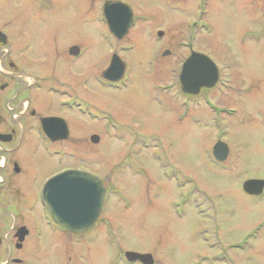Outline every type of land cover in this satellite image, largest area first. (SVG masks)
<instances>
[{"label":"rangeland","instance_id":"rangeland-1","mask_svg":"<svg viewBox=\"0 0 264 264\" xmlns=\"http://www.w3.org/2000/svg\"><path fill=\"white\" fill-rule=\"evenodd\" d=\"M102 1L0 2V25L12 37L14 46L27 45L15 55L21 68L32 74L59 76L64 68L59 57L62 50L80 46L83 56L74 63V74L91 75L87 86L81 88L82 96L91 97L93 105L108 111L115 120L136 126L143 134L153 132L158 138L144 140L151 150L133 154L139 165L132 171L123 168L124 162L117 167V162L139 140L103 136L100 124L94 121L89 124L90 133L100 136L98 142L68 140L59 145L61 157L35 149L31 140L14 150L11 157L16 155L21 168L13 176L12 188L18 195L30 196L47 176L69 165L88 168L106 183L99 215L107 219L103 225L94 226L84 239L77 238L82 239L80 243L60 242L58 236L47 242L41 253L30 245L20 255L23 264H128L124 251L150 253L155 264H264V194L256 198L243 190V182L248 179L264 180V48L258 41L264 28V0H211L212 33L201 32L196 43L197 48L215 57L220 69L229 63V50V56L241 59L238 70L242 78L259 86L252 87L255 92L251 99L246 98L239 116L226 128L225 140L235 151L233 171H223L209 161L207 149L215 137L208 112L201 128L190 120L195 114L184 121L177 119L181 108L175 95L176 82L186 54L178 40L185 33V21L195 13L196 1L131 0L138 14L170 15L167 23L172 24L168 28L155 26L167 28L169 41L160 48L155 45L159 51L168 48L171 55L162 57L158 51L157 60L150 65L147 62L152 49L147 52L138 47L127 53L123 60L128 84L117 91L96 82L109 60V51L100 41ZM247 28L251 33L246 39L250 52L236 47ZM212 40L218 44L216 50L209 45ZM229 71L234 75L233 68L221 69L223 74ZM36 94L29 95V101L42 110ZM195 111L205 110L195 107ZM75 117L79 118L77 114ZM73 126L74 136L81 138L88 124L74 121ZM107 128L108 134L115 133ZM71 151L75 155H70ZM152 156L161 162L171 159L182 174L173 173L171 167L162 168ZM38 210L35 207L33 212L23 213L10 206L4 211L10 224L19 223V215L33 219ZM4 211L0 209V217ZM34 226L37 229L38 225ZM5 258L0 252V263Z\"/></svg>","mask_w":264,"mask_h":264},{"label":"flooded vegetation","instance_id":"flooded-vegetation-1","mask_svg":"<svg viewBox=\"0 0 264 264\" xmlns=\"http://www.w3.org/2000/svg\"><path fill=\"white\" fill-rule=\"evenodd\" d=\"M1 1L2 0H0V2ZM43 1L44 0H39V2ZM46 1L51 3L53 0ZM116 1L126 4L128 11L123 7L113 10L116 11L113 13L116 23L114 25H109L104 5ZM195 1L194 17L192 14V16L185 21V33L183 38L178 40V45L183 48L186 53L183 57L180 70L192 53H198L208 57L214 63L217 71V79L211 85L205 86L203 83H200V79L204 76L202 73L198 72L192 83L196 85V87L199 86L197 92L189 93L184 89L187 83H181L178 77L175 95L177 100H179L181 109L177 119L179 121H184L187 119L188 115L195 114L194 119L190 118V120L201 128L204 116L207 115L206 112H208L215 137V141L211 142L207 149L209 161L223 171H233L235 169V151L225 140L226 128L232 119L239 116L241 107L245 104L246 98L251 99L252 92H255V90H252V87L255 88L258 84L253 85V82H246L242 78L238 70L241 66V59L233 55L229 56L231 54L229 50L226 49V59L229 60V63L221 65V69L231 70L233 68L234 75L231 71L225 74L221 73V69L215 57L212 56L209 51L197 48L196 43L199 34L201 32L212 33L209 20L211 0ZM128 13H130L131 19H129V24L125 25V16L128 15ZM100 14L103 23L100 32V41L105 46V49L109 51L107 52L109 53L108 66L112 59L118 58L124 64V73L117 81H110L104 78L106 69L99 74V78H97L96 82L98 81V84L103 88L117 91L127 86L128 79H126L125 75L127 64L123 60V57L127 55V53L135 51L138 47L142 50L147 49V52L152 49L147 62L150 65L157 60L159 52L162 57L171 55V51L168 48L159 51V49H156L157 46L155 45H160L158 47L160 48L161 45L168 43L169 38H167L168 34L165 30L168 28V25L170 26L172 24L167 23L170 19V15L154 14L150 12L138 14L134 2L131 0H103L100 5ZM158 17L161 19L156 21ZM139 24H143V26L138 28L140 26ZM159 25L164 26L163 28H167L165 30L155 28V26ZM3 27L4 25H0V209L4 211L11 206L17 210L21 209L23 213L33 212L35 207H38L39 210L36 212V217L33 219L19 215L20 222L10 224L7 222L8 213L6 211L2 213L0 217V252L4 254L6 258L0 264H23L24 262L20 255H22L23 250L28 246H35L33 251L37 250L41 253L44 245H46L47 242H51L53 239H57L58 236H60V242L65 241L69 243L72 241L74 243H80L82 239L77 241V238L84 239L94 226L103 225L107 219L99 217L102 210L101 207L100 213L94 223L85 231L74 233L62 230L53 222L43 204L42 189L45 182L51 176L67 169L80 170L95 176L97 175L91 170H88V168L69 165L47 176L40 186L38 184L35 189L31 191L30 196L18 195L15 188H12L13 176L20 173L21 168L19 162L15 158L16 155L11 157L14 150L27 144V142L31 140L35 149L45 151L53 157H61L62 152L59 149V145L66 143L68 140L91 141L93 135L97 136V140H99L100 136L98 134L90 133L91 126L89 124L94 121L100 124L103 136L116 135L115 137L119 140H123L126 137H130L132 140H139L136 141L137 146H133L132 149L130 148V152L124 153L123 158L117 162V167L120 162H124L125 166L123 168L127 169V171H132L134 166L139 165L134 158L136 155L133 154L140 153L142 150H151L149 143H146L144 140H156L158 138H156L153 132L143 134L137 130L136 126H130L124 124V122L120 120H115L108 111L99 109L93 105L91 103V97L88 95L82 96L83 91L81 88L87 86L91 80V75L83 73L76 77L74 74V63L83 56L80 46H69L60 53L59 57H61L64 62L61 75L58 76L54 73L32 74L28 70L21 68V65L17 64L16 61L18 60L15 57L19 50L23 51L27 48L26 42H19L22 44L14 46L15 42H13L12 37ZM134 32H136L135 35H133ZM247 38H251L250 28L244 30L243 37L237 41L238 45H236V47L244 48V51L250 52L251 47L247 45ZM258 41H260V46L264 48V28L261 30L260 40ZM216 43L212 40L209 44L213 50L218 48V44ZM73 48H76V50ZM214 93H216L217 96L213 95ZM34 94L37 95L36 99H38L39 103H42V110L41 108L38 110L31 106L28 97ZM215 96L217 98H226V100H217ZM195 107H201L205 111L196 112ZM76 114L79 117L77 120L75 117ZM74 121L82 122L85 125L88 124V126L85 127V134L81 138H76L73 134ZM107 126H110V129H113L115 133L108 134ZM217 143L225 145L224 149H226V153L222 160H219L214 152V147ZM217 154L219 156L222 155L221 152ZM70 155L75 154L71 151ZM152 157L162 168L167 167L170 169L171 167L173 173L178 175L182 174L181 169L172 163L171 159L161 162L157 160L155 156ZM165 175L170 176L171 174L165 173ZM171 176L175 175L173 174ZM97 177L106 191V183H104L99 176ZM31 183H33L32 180H30V186ZM263 194L264 188L259 196L249 195L259 198L262 197ZM12 196H15L14 200H11ZM34 225H38L37 229ZM45 230H47L48 233H45ZM1 231H4V234H2ZM133 263L141 264L138 261L128 264ZM153 264H155V260Z\"/></svg>","mask_w":264,"mask_h":264},{"label":"water","instance_id":"water-1","mask_svg":"<svg viewBox=\"0 0 264 264\" xmlns=\"http://www.w3.org/2000/svg\"><path fill=\"white\" fill-rule=\"evenodd\" d=\"M119 6V7H118ZM125 8L126 4L116 1L104 5L106 18L109 25H114L118 8ZM128 11V10H127ZM130 13L125 16V25L129 24ZM76 50V48H73ZM167 53V52H165ZM114 58V57H113ZM124 64L118 59H112L104 72V78L117 81L123 74ZM202 73L200 83L211 85L217 79V71L214 63L206 56L192 53L179 72V81L187 83L184 89L189 93H196L194 77L196 73ZM201 85V84H200ZM91 142L97 143V136L91 137ZM224 144L217 143L214 152L219 160L225 156ZM221 152L222 155L217 153ZM219 156V157H218ZM264 188L263 179H248L243 182V190L250 195H260ZM104 187L100 180L87 172L79 170H66L49 178L42 189V200L46 210L53 221L64 231L74 233L85 231L89 228L100 213L103 204ZM125 258L129 262L139 261L142 264H153L154 259L150 253H138L126 251Z\"/></svg>","mask_w":264,"mask_h":264},{"label":"bare ground","instance_id":"bare-ground-1","mask_svg":"<svg viewBox=\"0 0 264 264\" xmlns=\"http://www.w3.org/2000/svg\"><path fill=\"white\" fill-rule=\"evenodd\" d=\"M123 89V88H122Z\"/></svg>","mask_w":264,"mask_h":264}]
</instances>
